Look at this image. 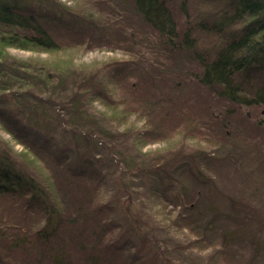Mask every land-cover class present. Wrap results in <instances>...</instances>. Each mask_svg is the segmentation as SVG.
Listing matches in <instances>:
<instances>
[{
  "label": "trees",
  "instance_id": "1",
  "mask_svg": "<svg viewBox=\"0 0 264 264\" xmlns=\"http://www.w3.org/2000/svg\"><path fill=\"white\" fill-rule=\"evenodd\" d=\"M23 1L0 0V122L24 146V150L17 151L0 135V196L26 198L10 201L22 212V218H14L15 224H6L0 218V250H25L29 256L40 255L32 264H118L111 255L134 247L136 240L155 249L151 242L158 243L157 231L162 230L171 238V234L184 230L183 245L187 251L205 243L202 247L214 246L229 253L228 243L237 235L222 231L223 220H218L227 213L203 203L204 180H193L192 174L193 161H197L195 153H182L178 147L129 157L118 150L126 141L137 146L154 139L153 134L163 137V126L158 123L171 121L162 113L166 108L174 112L172 97L155 94V98H145L149 102L143 101L142 90L143 86H150V73L140 74L134 82L130 81L129 71L119 76V70L112 72L109 63L88 69L69 65L58 70L11 56L7 53L11 46L52 51L71 41L80 40L78 44L86 43L88 48L93 43L84 35L66 34L48 26L46 17H56L47 15L49 9L43 4L55 7L52 0H32L34 5ZM128 2L130 7H125L115 20L119 23L128 15L140 17L158 34V55L179 56L180 61H188L191 68L188 63L184 67L195 90L202 97L206 92L231 105L228 118L221 121L222 129L229 127L227 122L236 107L239 111L258 107L264 112V0H208L215 5L213 14L202 12L197 17L189 12V0H183V28L178 25L172 0ZM83 20L98 23L93 15ZM202 32L215 36L213 45L199 44L198 35ZM154 70L163 71L160 65ZM116 88L122 90V95L115 92ZM95 102L107 110L97 109ZM108 109L115 114L109 115ZM131 114L146 120L150 127L136 131L134 136L131 128L119 130L118 125L128 121ZM261 121L264 124V117ZM31 126L45 137L53 135L66 147L72 145L75 157L70 159L66 153L41 144V137L37 141L25 129ZM224 134L220 132L223 137ZM168 136L167 132L165 137ZM209 136L208 140L214 139L213 132ZM208 154L205 150L200 155L208 158ZM113 155L114 162L110 158ZM96 163L102 165L106 176L96 175ZM107 176H116L115 183L106 184ZM192 181L200 189L190 193ZM174 185L181 187L180 193L172 194ZM137 193L145 201V210L142 208L139 213L132 208ZM156 200L160 201L161 210L157 211L162 215L155 217L154 222L161 226L153 223L149 210L146 211ZM205 209L211 217L203 224L197 216L208 215ZM28 219L32 222L27 224L29 228L24 225L23 232L18 227L28 223ZM8 226L9 230L3 231ZM216 230H221L220 236L208 234ZM155 250L159 251V246ZM172 250L163 247L162 252L171 254ZM136 253L137 250L130 254L135 257H126L130 259L127 264L138 262Z\"/></svg>",
  "mask_w": 264,
  "mask_h": 264
},
{
  "label": "rangeland",
  "instance_id": "2",
  "mask_svg": "<svg viewBox=\"0 0 264 264\" xmlns=\"http://www.w3.org/2000/svg\"><path fill=\"white\" fill-rule=\"evenodd\" d=\"M181 1L183 0H172V3L175 4L178 25L183 28L186 16L180 8ZM207 2L208 0H189V12L193 17H197L202 12L213 14L215 5ZM23 3L35 4L32 0H24ZM52 3L55 4V7L50 6L48 3L43 4L44 8L49 9L47 15L52 16L54 14L56 17V19L46 17L48 26L66 34L76 32L75 36L84 35L90 38V41H93L91 47L88 48L86 43L78 44L80 40H77L76 42L71 41L70 45H64L59 50H32L11 46L7 48V53L15 58L26 61L31 60L51 68L56 67L58 70L67 68L69 65L88 69L109 63L112 64L109 66L112 72L114 69L115 71L119 70L121 73L119 76L129 71L131 73L130 81L134 82L140 74L147 76L150 73L149 77L152 76L151 81H149L151 83L148 84L150 86H143L142 91L145 92L143 101H148L146 99H152V97L155 98V94H159L160 98L172 97L174 112L170 111V113L166 108L167 112L162 113L170 117L171 121H166V123L160 121L158 123L159 126H163L161 130L162 134L165 132L163 137L153 134L154 139H148L146 143L137 146L131 140L126 141L127 144L124 143L118 146L119 152L122 156L130 157L135 154L155 153L180 147L182 153L184 151L195 153L197 161H193L192 174L193 180L195 177L204 180L202 184L204 189L203 203L207 208H210V204H213L227 213L225 217H220L218 220L219 222L223 220L222 231L233 232L237 235L232 239V243H228L231 246L229 253L227 251L223 252L222 249L220 251L214 246L202 247L205 243L196 246L191 251H187L183 245L185 244L184 230H182L183 233L173 236L171 234V238L167 237L164 231L159 230L157 231L158 243L155 245V241L151 242L155 249L159 246V251H156L149 243L143 245L141 240H136L134 247L120 251L121 253L117 255H111L115 259V263L127 264L126 262L130 259L126 257H135L130 254L137 250L138 262L135 264H264V124L261 121L264 112L261 108H242L239 111L236 107V111L233 112L227 122L229 127L225 130L222 129L220 126L221 121L228 118L227 115L231 113L229 110L231 105L217 101L206 92L202 97L200 92L195 90L193 80L184 67L188 61L184 60L183 62L182 58L180 61L179 56L167 57L163 53L158 55L156 53L159 44L158 34L137 15H128L125 20L122 19L119 23L117 19L115 20L117 16L123 13L125 7H130L128 0H52ZM39 12L45 14L42 10ZM90 15L98 20L97 26L88 22L85 23L83 20L85 16ZM75 17L80 22H76L77 20L74 22L72 18ZM198 37L201 46L213 45L216 40L213 34L207 32L200 33ZM157 65L162 66V72L165 73L164 77L160 75L163 74L162 72L154 70ZM191 66L190 63L187 64L188 68H191ZM119 82H121V79H119ZM108 84L113 86L112 82H108ZM120 84L124 83L121 82ZM121 91V89L116 88L115 92L122 95ZM182 91L183 93H181ZM94 104L99 110H107L100 102ZM108 114L114 115L115 112L108 109ZM136 116V114H131L128 121L125 120L122 124L120 123L118 125L120 126L119 130H124L125 127L131 128L130 131L134 136L136 131H142L150 127L146 120L139 119ZM181 128L186 130L185 133L179 130ZM25 129L32 133L37 141L41 137V144L44 143L53 151L58 150L61 153H66V156L70 159L75 157L72 145L71 149L66 147L65 144H61V142L58 143L59 140L53 135H48L49 138L45 137L43 134H39L34 126ZM173 130L175 131L173 132ZM167 132L170 136L165 137ZM212 132L214 133V139L210 138L208 140L207 138L210 137L209 135ZM220 132L225 133L224 137L220 135ZM0 135L9 140L15 150H24L23 144L16 141L1 122ZM205 150L209 153L208 158H203V155H200ZM110 158H113L112 161L114 162V155ZM201 159L203 160L200 161ZM101 166L100 163H96L93 169L96 175L106 176L107 172L103 171ZM106 179V184L115 183L116 176H107ZM197 184L192 181L189 189L190 193L195 192L196 188L197 190L200 189ZM116 186H119V184ZM178 191H181V187L174 185L172 194ZM24 199H26L25 196L20 195L5 194L0 196V218L2 222L15 224L13 222L14 218H22L21 210L15 209L16 207L10 201ZM134 200L135 204L132 205V208L135 212L139 213L142 208L145 210V201L142 194L137 193ZM156 201L157 203L150 204L149 209L146 208V211L149 210L153 218V223H155L154 219H159L162 215L160 211H157L161 210V207H159L161 205L159 204L160 201ZM142 202L143 205H141ZM169 208L173 209L170 205ZM207 212L208 215L204 213L203 218L197 216L203 224L207 218L211 217V213ZM31 220H26L28 223H21L22 225L18 228L24 232L25 226L30 224ZM155 224L161 226L159 223ZM27 227L29 228V225ZM8 228L10 227L8 226L3 231H8ZM221 233V230L208 232L210 236L212 234L220 236ZM191 237L193 239L195 236L192 235ZM163 247L170 250L173 248L171 254L163 253ZM0 251L1 264H32L33 260L36 261L40 257V255L29 256L25 250H15L14 253Z\"/></svg>",
  "mask_w": 264,
  "mask_h": 264
}]
</instances>
